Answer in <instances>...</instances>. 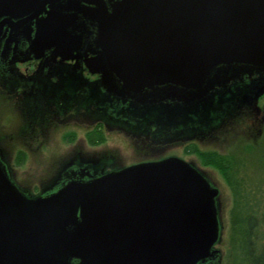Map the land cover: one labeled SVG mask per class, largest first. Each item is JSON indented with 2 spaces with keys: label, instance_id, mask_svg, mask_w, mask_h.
Masks as SVG:
<instances>
[{
  "label": "water",
  "instance_id": "95a60500",
  "mask_svg": "<svg viewBox=\"0 0 264 264\" xmlns=\"http://www.w3.org/2000/svg\"><path fill=\"white\" fill-rule=\"evenodd\" d=\"M42 4L0 0V15ZM57 15L38 23L41 47ZM85 17L95 23L97 53L85 65L102 74L105 92L165 91L187 104L243 68L264 69V0H123ZM224 97L215 115L225 113ZM16 184L0 153V264H213L220 256L219 190L179 157L71 180L36 197Z\"/></svg>",
  "mask_w": 264,
  "mask_h": 264
},
{
  "label": "flooded vegetation",
  "instance_id": "af4514ba",
  "mask_svg": "<svg viewBox=\"0 0 264 264\" xmlns=\"http://www.w3.org/2000/svg\"><path fill=\"white\" fill-rule=\"evenodd\" d=\"M40 1L38 11L0 15V121L11 130L0 131V153L4 156L3 146L15 151L7 166L15 169V183L39 191L34 197L71 180L170 156L193 164L210 179L207 167L213 165L205 164L202 155L225 156L216 150L228 149L219 140L232 143L242 137L248 149L261 144L254 141L264 136V69L243 68L247 71L236 78L231 72L226 87L187 104L165 91L133 97L113 86L114 92H105L102 74L85 65L86 55L97 54L90 44L95 23L85 10L104 6L110 11L123 0ZM54 12L59 15L42 33L46 45L41 47L37 25ZM223 96L225 113L215 115ZM50 143L56 154L44 159ZM30 165L36 173L27 177L20 168Z\"/></svg>",
  "mask_w": 264,
  "mask_h": 264
},
{
  "label": "rangeland",
  "instance_id": "374dc122",
  "mask_svg": "<svg viewBox=\"0 0 264 264\" xmlns=\"http://www.w3.org/2000/svg\"><path fill=\"white\" fill-rule=\"evenodd\" d=\"M7 125L9 126V123L0 121L2 135L11 132L6 127ZM262 136L260 135L259 139H255L254 143H258L259 140L262 142L257 149L254 148L253 150L246 147V140L242 137L232 138V140L234 139L232 143L227 142L230 139L219 140L223 147L227 146L228 148H216L225 155L226 172L215 166L207 167L211 182L219 190V215L222 223L221 242L216 246L220 249V256L213 264H245L246 255L241 231L247 226V218L250 216L255 218L256 226L252 230L249 242L251 243L253 240L254 243L251 245L256 247L255 250L264 249V136ZM58 142L63 145L62 140H58ZM50 146L46 147L50 151L44 149L42 156L44 159L52 153L56 154L57 148H55L54 143ZM56 146L58 145L56 144ZM3 151L6 162L12 166L15 151L5 146H3ZM193 156L196 155L193 154ZM11 168L13 178L17 177L14 172L15 169ZM35 168L30 165L28 168L25 166L20 169H25L28 177L36 173ZM16 185L28 194L39 192L24 186L22 183Z\"/></svg>",
  "mask_w": 264,
  "mask_h": 264
},
{
  "label": "trees",
  "instance_id": "16d2710c",
  "mask_svg": "<svg viewBox=\"0 0 264 264\" xmlns=\"http://www.w3.org/2000/svg\"><path fill=\"white\" fill-rule=\"evenodd\" d=\"M251 149L252 147L249 146V150ZM202 157H203V162L205 164H211L217 168H220L222 171L226 172V162L224 160L225 159L224 156H220L218 154L217 155L206 154V155H202ZM228 167L230 168V165ZM247 219H248L247 226L245 227V229L241 231V235L243 238L244 252L246 255L245 264H264V249L255 250L256 247H254V245H251V243L252 244L254 243L253 240L251 243L249 242L251 240L252 230H254L256 226L255 218L250 216Z\"/></svg>",
  "mask_w": 264,
  "mask_h": 264
}]
</instances>
